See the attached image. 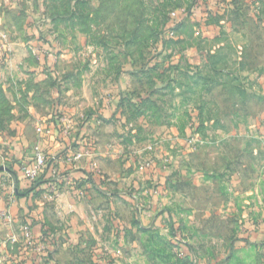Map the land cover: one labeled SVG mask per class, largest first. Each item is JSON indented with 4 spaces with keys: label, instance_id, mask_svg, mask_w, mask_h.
I'll return each instance as SVG.
<instances>
[{
    "label": "rangeland",
    "instance_id": "374dc122",
    "mask_svg": "<svg viewBox=\"0 0 264 264\" xmlns=\"http://www.w3.org/2000/svg\"><path fill=\"white\" fill-rule=\"evenodd\" d=\"M263 25L264 0H0V264H264ZM17 131L54 178L86 131L104 189L31 197Z\"/></svg>",
    "mask_w": 264,
    "mask_h": 264
},
{
    "label": "crops",
    "instance_id": "0c3cea01",
    "mask_svg": "<svg viewBox=\"0 0 264 264\" xmlns=\"http://www.w3.org/2000/svg\"><path fill=\"white\" fill-rule=\"evenodd\" d=\"M257 38H259V41L261 40L264 41V27H263V33L261 35H257ZM251 42L252 41H250L248 38L247 39L243 38L240 35L236 37V43L238 44V46L242 45L244 49L248 50L247 51L248 55L252 53L255 54L253 50L257 46V45L253 46ZM255 56L257 57L261 56V59L259 58L256 60V57L255 58L253 57L252 60L255 66L257 68H260L261 75L258 76L260 78L259 83L261 87L264 88V49L263 51L258 50ZM74 138H75L74 142L71 140H66L64 143L61 142L63 144L60 143V145H57V146L62 147V152L72 150L75 154H81L82 157L79 160L75 161L74 163H69V164H68V161L66 160L67 156L62 157L59 160V164L61 165L62 168L60 167L61 170L57 173V178H54L55 171H53L52 169H47V171H45L41 176L46 179L48 177L54 178L58 186L62 181H64L62 186H60L59 192L62 191L65 195H67V198H69L70 200L69 206H72V204H75V202L78 199V196H80L81 194L82 189L84 191H87L86 189H89L93 186L90 183H84V182L80 183L79 181H78L79 183L77 182V180L84 177L86 172H90V173L92 172L96 179H98V177L102 175L105 176V174H107L106 170L103 167L106 162V161H103V158L97 160L98 162L96 161V159H94L95 163L94 164L91 163V160L93 158L92 153L87 152V147L90 146L91 143H88L86 131H82L81 133H75ZM11 144L13 146V149H11L12 164L14 161H16L17 164L15 165V167L17 168V173L19 176L20 171L18 170V167H19L18 165L23 166L27 161L31 160L27 155L29 151L28 148L30 146V141L26 133L17 131L14 137L11 138ZM55 145H56V142H55ZM94 156L96 157V154ZM101 169H103V171ZM74 181L77 183L76 185H81L82 187V188H79L78 191L76 192L74 191V188L72 187V184ZM18 185H20V187L22 188L27 186V184L24 181L22 182V180L18 183ZM14 203L15 204L12 206L11 211H13L14 214L20 213V212L24 213V210H21V207L24 208L26 212H28L27 210L29 208L27 206L32 205V200L29 199L28 201L27 198L21 197L20 199L18 198L17 201ZM32 218H33L32 219V222H33L34 220L37 221L39 217L36 216ZM35 229L37 230L36 232H39V234H42L41 233V229H43L42 223H39V225H36ZM68 232L70 236L76 235V229H70ZM263 233H264V230H262L261 234L255 233L251 236L250 239L252 240V239L257 238V236H261L263 240L264 239Z\"/></svg>",
    "mask_w": 264,
    "mask_h": 264
},
{
    "label": "built area",
    "instance_id": "2783aa9c",
    "mask_svg": "<svg viewBox=\"0 0 264 264\" xmlns=\"http://www.w3.org/2000/svg\"><path fill=\"white\" fill-rule=\"evenodd\" d=\"M172 16H173L172 20H174V21H176L178 23L179 21H178L177 15L173 14ZM171 33L173 34L174 32H171ZM56 126H57L58 129H60L61 134L63 133L64 137L71 138V136H73L74 130H73V127L71 126V122L70 121H68L66 119H57ZM59 127H61L62 129L59 128ZM40 131H42V130H40ZM45 132H46L47 135H51V131L50 130L45 131ZM81 157H82L81 154H74L73 157L69 158L68 162L69 163H74L75 161L79 160ZM44 166H45L44 157L41 154H37L35 159L33 160L32 166L23 167V173H24L26 179L28 181H30L31 183H36L41 178V176L43 174ZM89 173L86 172L84 177H88ZM56 186L57 185H53L50 188V191H49L50 195L51 194H55L58 191V188H57L58 186L57 187ZM81 194H82V192H81ZM5 218H6L7 223H12V217L11 216H5ZM26 230H28V227H26Z\"/></svg>",
    "mask_w": 264,
    "mask_h": 264
},
{
    "label": "trees",
    "instance_id": "16d2710c",
    "mask_svg": "<svg viewBox=\"0 0 264 264\" xmlns=\"http://www.w3.org/2000/svg\"><path fill=\"white\" fill-rule=\"evenodd\" d=\"M181 23H177L176 25H174L173 27H171L168 30V34L171 32H176L178 30V28L180 27ZM57 121V120H56ZM56 124V122H55ZM33 161H27L23 167L25 166H32ZM89 173V172H88ZM105 180H106V176L102 175L100 177H98V179H96L94 177L93 173H89L88 177H83L80 178L79 180H77V182L79 181L80 183L84 182V183H90L93 186H95L98 190H103L104 189V184H105ZM78 182V183H79ZM64 183V181H62L59 186L57 184V182H55L54 178L52 177H48L47 179L44 177H41L36 183H28L27 185L29 186V188L26 190V193L32 197L33 195H39L42 193H49L50 188L53 185H57L58 186V191L60 190V186H62V184ZM77 183L74 181L72 184V187L74 188V191H78L79 188H82L81 185H76ZM87 190V189H86ZM45 229H41V233L45 234L46 231H44ZM40 236V235H39ZM47 239V238H46ZM46 239L44 238L43 240H41L43 242V244H48Z\"/></svg>",
    "mask_w": 264,
    "mask_h": 264
}]
</instances>
